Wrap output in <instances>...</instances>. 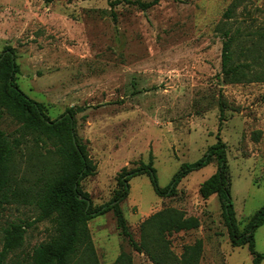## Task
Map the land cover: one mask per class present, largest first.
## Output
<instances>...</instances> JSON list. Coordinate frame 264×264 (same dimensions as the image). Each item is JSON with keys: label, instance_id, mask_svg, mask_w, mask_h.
Returning a JSON list of instances; mask_svg holds the SVG:
<instances>
[{"label": "rangeland", "instance_id": "rangeland-1", "mask_svg": "<svg viewBox=\"0 0 264 264\" xmlns=\"http://www.w3.org/2000/svg\"><path fill=\"white\" fill-rule=\"evenodd\" d=\"M227 27L240 29V45L260 42L264 48V0H160L146 10L110 0H0V54L7 45L14 48L21 90L42 102L51 119L69 107L81 109L76 130L96 163L81 187L94 205L109 201L122 168L148 162L150 151L158 183L166 187L183 164L201 159L219 138L243 228L264 206V81L224 83ZM250 60L243 55L235 61ZM18 126L10 115L1 120L10 136ZM53 150L51 142L24 144L19 174L36 180L50 169ZM217 165L214 158L192 170L171 197L159 196L147 174L133 176L121 206L134 239L140 242L144 220L175 207L200 220L195 229L166 236L177 256L202 239L200 264H252L247 245L231 244L218 195L203 198L199 192ZM37 215L33 205L0 204V252L4 227L26 225L22 246L0 255V264H31L33 249L54 233L52 221H37ZM88 225L100 264H113L122 252L133 264H155L121 234L113 211ZM255 240L264 255V223Z\"/></svg>", "mask_w": 264, "mask_h": 264}, {"label": "trees", "instance_id": "trees-1", "mask_svg": "<svg viewBox=\"0 0 264 264\" xmlns=\"http://www.w3.org/2000/svg\"><path fill=\"white\" fill-rule=\"evenodd\" d=\"M121 2L146 10L160 0H110L111 5ZM232 12L231 6L224 12V18H231ZM238 33L240 29L235 33L229 27L223 29L224 83L264 81V48H259L260 42L252 47L240 45ZM259 34L264 36L263 31ZM236 43L237 49L234 48ZM243 55L251 60L235 61ZM19 71L14 48L5 46L0 54V204L33 205L38 210L36 220H50L54 227L49 240L33 249L31 264H100L88 222L109 211H113L117 227L134 249L145 252L155 264H200L202 239L186 245L181 255L177 256L166 238L173 232L199 227L198 217L187 216L183 210L175 207L163 208L141 223V239L138 242L133 237L121 203L129 195V180L133 176L147 174L159 196L171 197L176 194L183 177L209 164L214 158L218 163L217 171L200 185L199 192L203 198L218 195L232 246L247 245L253 254L252 264L261 263L264 255L256 250L255 231L264 223V206L240 228L231 199V175L225 142L218 138L201 159L183 164L166 187L158 183L150 151L148 162L141 161L137 166L122 168L117 177L118 188L109 201L94 205L89 193L81 187L82 180L96 172V163L89 154L88 145L76 130V115L81 109L72 106L59 117L51 119L42 102L21 90L17 83ZM5 115H10L19 125L15 136H10L1 127ZM28 142L36 146L42 142L54 145V160L50 169L32 182L25 177L24 171L19 174L23 170V145ZM25 233L26 225L23 222L12 221L7 224L2 233L0 255L5 257L21 247ZM113 264H133L132 256L122 252Z\"/></svg>", "mask_w": 264, "mask_h": 264}]
</instances>
